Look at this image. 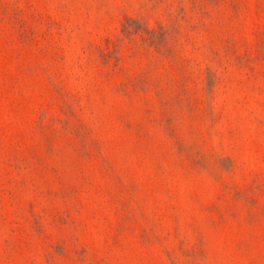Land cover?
I'll use <instances>...</instances> for the list:
<instances>
[{
    "label": "rangeland",
    "instance_id": "374dc122",
    "mask_svg": "<svg viewBox=\"0 0 264 264\" xmlns=\"http://www.w3.org/2000/svg\"><path fill=\"white\" fill-rule=\"evenodd\" d=\"M0 264H264V0H0Z\"/></svg>",
    "mask_w": 264,
    "mask_h": 264
}]
</instances>
